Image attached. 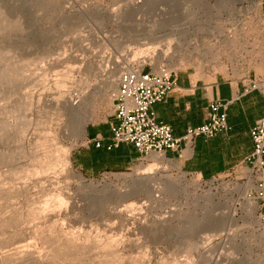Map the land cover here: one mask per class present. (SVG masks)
Instances as JSON below:
<instances>
[{
    "label": "rangeland",
    "instance_id": "1",
    "mask_svg": "<svg viewBox=\"0 0 264 264\" xmlns=\"http://www.w3.org/2000/svg\"><path fill=\"white\" fill-rule=\"evenodd\" d=\"M14 1L16 0H5L0 3V8L5 11L9 19L12 22L18 21L17 26L10 27L5 31L0 30V53L2 54L0 55L2 57V61L0 57V65L4 64L2 62H6V64L9 62L14 66L28 64L27 75L23 76H27V78L22 77L23 80L18 81V83L17 81L14 82L16 85L10 82V85L8 83L6 86V83L1 82L3 85L0 86L2 93L0 94V113L3 112L4 114H0V125L1 119L7 118L8 120H5V122H9L7 126L11 127L12 125L13 128L15 126L20 132V125L25 123L26 128L23 127V124L22 127L25 130L21 127V131L24 133L18 134L21 137L16 134L18 131L15 128L10 130L9 127L6 132L16 130V133L15 131L2 133L4 130H0V136L2 137L3 134L4 138L6 137L5 142H2L3 138L0 137V154L4 157V159L1 158L3 159L2 162L0 161V165L4 163L0 166V192L5 196L7 190L22 189V187H26L28 192L26 191V194L21 193V195L17 194L10 201L6 196L7 201L3 200L4 196L0 195L3 197V199L0 198L2 199L0 200V222L3 219V214L6 218L16 209L25 215L29 210H41L40 208L43 207L46 209V203L48 208L39 218L33 221L29 220L30 223L24 221L25 224L23 222L20 229L11 228V231L10 228L9 230L8 228L0 229V264H42L44 259L45 261L51 260L53 257L56 258L54 262L57 264H95L94 262L100 264L104 260L111 259L112 256H109L111 254L116 255V253L119 256L111 264H119L118 260L120 264H201L202 252L191 255V252L187 253L185 246L187 240L196 242L204 236L205 228L203 225L195 229L188 226V223L198 220L200 216L185 215L184 217L183 215L181 219L175 216L174 218L172 216L174 211L172 212V210H176L174 208L176 203L170 200H167V204L160 205V207L143 206L139 210L137 209V206L140 205L138 203L139 197H132L127 203L120 205L119 198L115 196L116 188L123 192L125 183L141 176L140 172L143 171L142 173H144L143 168L151 164L149 157L112 170L108 168L99 171L98 169L93 173L84 171L80 164V156L88 151L85 144V133L80 134L78 127V129L73 130L72 126L78 125L77 122L73 121L72 124L70 115L61 113L51 104L60 93H66L69 101L75 107L77 115L83 118L85 131H87L92 126L96 128L109 127L108 123L115 122L114 106L117 104L115 99L118 91V78L125 69L131 67L145 64L146 67L150 66L153 69L166 68L174 75L180 71H186L195 74L196 77H212L224 74L238 76L249 70L262 73L261 64H264V13L262 4L264 0H154L146 8L141 7L139 9L131 6L134 4L133 2L139 0H17L21 6L18 9L12 8ZM139 4L143 5L142 0ZM154 36L158 42L169 37L176 38V41L174 39V42H171L172 48L170 46L167 57L164 56L166 48H163L162 53L163 42L160 47L157 41L150 43ZM184 38L186 41L183 43ZM178 40L180 43L182 42V48L179 47ZM186 42L190 43L189 47ZM152 44H154V49L156 48L155 55ZM144 45L153 50L151 58V51H148L149 55L144 52L140 53V56L139 48L143 50ZM136 49L138 50L136 51ZM211 51L212 54H210ZM173 54H175L174 57ZM145 55L149 57L147 58ZM83 57H86V61L85 59L84 61L89 62L92 68L85 67L86 70L84 68V71L83 69L78 71L72 67V75L71 65L79 68L75 59ZM41 58H43L42 62ZM72 58L74 60H71ZM74 61L75 63H73ZM53 63L55 64L53 65ZM97 66H101L103 72L95 79L96 71L94 70ZM79 70L81 69L79 68ZM77 81H79L78 84L81 81L80 86L76 84ZM56 82L59 85L62 84L64 88L57 90ZM83 82L85 85L90 83V86L84 87ZM81 92L85 93L84 96ZM21 95L24 97L21 98ZM25 97L26 102L21 103ZM27 100L29 101L27 102ZM19 103L28 106L26 109L22 107L23 110L18 112ZM14 105L15 111L13 110L15 109L13 108ZM9 108L10 112L8 111ZM6 114L7 116H4ZM18 115L22 118L20 119ZM13 117H16L17 121ZM14 121L16 122L14 123ZM18 125L19 127H17ZM2 127L5 128L4 125ZM15 134L18 136V138L16 137L17 140L14 139ZM40 134L46 137L44 149L34 147V143L38 140L45 139ZM11 136L12 138L7 140V137L10 138ZM40 137L41 139H39ZM22 147H25L24 151ZM62 148L68 151V162L72 168L70 171L75 176L83 177L86 184H92L96 188L85 198L81 195L82 193L81 196L75 195L76 205H73L72 200L63 195L66 201L61 207L56 206V208L55 205H52L54 204L52 193L58 194L60 190H57V187L61 188L66 183L70 191H75L76 188L71 184L72 181L65 180L64 175L61 178L63 184L55 186L53 192L48 194V192H42L35 185L38 177H35L36 174H31L33 171L35 173L36 169L34 170V168L37 167L36 157L44 158L45 149L50 150L52 156L55 154L54 159H56L57 154L63 158L64 151L61 150ZM51 149L56 153H52ZM4 150H10L13 161L8 158L10 157L9 152ZM18 151L19 156L17 154L16 156L14 153ZM21 151L23 155L20 153ZM32 152H37V154ZM13 155L16 156L15 159ZM161 161L163 170L159 172L160 175L184 176L188 183L197 181L201 190H211L225 200L229 197V193L233 192L232 190L246 185L249 178L247 169L240 168L212 180H206L201 179L196 174L184 173L173 160L162 158ZM58 166L64 168V164ZM234 195L238 197V193H234ZM246 201L251 203L254 208L249 213L239 212L237 218L244 216L247 223L243 225L242 220L237 221L236 228H234L235 226L232 227L231 232H229L230 238L226 240V236L222 235L214 239L204 249L209 251L208 253L211 255L214 253L215 260L218 253L224 252L225 254L229 253V255L232 253V257L237 255L238 258H244L245 256L250 264L254 262V264H264V236L261 235L262 232L264 233V227L260 222L255 203L248 197V191L246 192ZM131 203L137 204L132 209L133 211L126 209L122 213L123 217L116 215L115 210H123L125 205ZM170 203L171 205L174 204L171 206ZM130 214H133V222L127 220V216ZM130 223L131 225H129ZM132 223L135 225L132 226ZM145 224L149 227L147 230H135L136 226H144ZM66 236L72 240L79 239V241L74 240L75 243L82 244L83 242L84 253L77 252L76 254L73 253L76 252L74 249L68 250L72 247H60ZM51 238H56L55 247L59 245L58 248L63 250L58 252V248L56 249L51 244ZM22 240L27 244H24V241L21 244L27 245L26 249L29 248L30 255L32 253L30 257L34 258H25L26 261L15 260L16 258L13 257L9 260L4 258L6 255H13L15 247ZM59 240L62 242L59 243ZM6 241L8 242L6 243ZM104 242L108 245L111 243L107 250L108 245L104 246ZM103 248L106 253L103 252ZM102 256L104 257L102 258ZM223 263L226 262L222 261L220 264ZM50 264L54 263L50 262Z\"/></svg>",
    "mask_w": 264,
    "mask_h": 264
},
{
    "label": "bare ground",
    "instance_id": "2",
    "mask_svg": "<svg viewBox=\"0 0 264 264\" xmlns=\"http://www.w3.org/2000/svg\"><path fill=\"white\" fill-rule=\"evenodd\" d=\"M5 0H0V3H3ZM152 2H154V0L152 1V0H142V3H143V5L141 4H139L140 3V0L139 1H137V2H133L134 4H132L131 6H132V8H137V9H139V8H141V7H143V8H146L147 6H149V5H151L150 3H152ZM13 4H14V6L12 7V8H14V9H18V8H20L21 6H20V4H18V1L16 0V1H14V2H12ZM1 7V6H0ZM12 18V17H11ZM18 20V19H17ZM18 25V21H14V22H12L10 19H9V17L7 16V14H5V11L2 9V8H0V30H2V31H5L6 29H8V28H10V27H14V26H17ZM174 39H175V41H176V38L174 37ZM173 39V37L171 38V37H169V38H166V39H162V40H160V42H158L157 41V39L155 38V36L154 37H152V40H151V38H150V43L151 42H153V43H156V41L158 42V46L160 47V45H161V43L163 42L164 44H162V53H163V48H166L165 50H164V56H166L167 57V55L169 54H167V52L169 51L170 52V50H169V48H170V46H171V42L174 40ZM186 40H185V38H184V41H183V43L185 42ZM174 42V41H173ZM187 43V42H186ZM178 44L180 45H178L180 48H182L181 46L183 45L182 44V42L180 43V41L178 40ZM188 44V47H189V44L190 43H187ZM146 45H148V44H146ZM153 45V46H152ZM151 46L153 47V49H154V44H152ZM150 46V45H149ZM156 46V45H155ZM157 46V47H158ZM141 47V46H140ZM138 48V47H137ZM150 47H148L147 46V48L145 47V45H144V47L142 48L143 50H141L140 48H139V54L140 53H144V52H146V54L147 55H149L150 53V51H151V53H152V55L150 54V58H151V56H153V52H154V55H155V49H154V51L153 50H150L149 49ZM171 48H172V46H171ZM147 49V50H146ZM157 49H160V48H157ZM138 49H136V51H137ZM149 51V52H148ZM153 51V52H152ZM161 51V50H160ZM135 52V51H134ZM138 52H137V54H138ZM149 53V54H148ZM134 54V53H133ZM161 54V53H160ZM172 54V53H171ZM209 54V53H208ZM210 54H212V51L210 52ZM0 55H2L1 53H0ZM48 55V54H47ZM81 55V54H80ZM80 55H77L78 57L80 56ZM143 55V54H142ZM147 55H145L146 57H147ZM174 55L175 54H173V57H174ZM206 55V54H205ZM215 55V54H214ZM44 56V55H43ZM74 56H76V55H74ZM76 56V57H77ZM83 56H84V54H83ZM134 56H135V54H134ZM139 56V55H138ZM140 56H141V54H140ZM1 57V56H0ZM42 57V56H41ZM82 57V56H81ZM149 57V56H148ZM147 57V58H148ZM207 57V56H206ZM74 58V57H73ZM71 59V60H74V59ZM86 58V57H85ZM84 57L83 58H80V59H75V61L79 64V68L81 69V70H79V68H76V67H78V66H76V67H74V66H72L71 65V74L73 75V69H72V67L74 68V70L75 69H78V71H82V69H83V71H84V68L86 67V68H92V67H90L91 65H90V63L88 64L87 62H85L86 61V59H85ZM94 58V57H93ZM218 58V57H217ZM216 58V59H217ZM42 59L43 58H41V62H42ZM46 59V58H45ZM84 59H85V61H84ZM90 59V58H89ZM88 59V60H89ZM97 59V58H96ZM232 59V58H231ZM3 60H4V58H3ZM87 60V61H88ZM99 60V59H98ZM1 61H2V57H1ZM1 61H0V64H1ZM39 61V60H38ZM75 61L73 62V63H75ZM56 62V61H55ZM5 65H4V64ZM38 63V62H37ZM40 63V62H39ZM72 63V64H73ZM94 63V62H93ZM2 66L0 67V86H1V84L3 85V83H6L5 85L7 86L8 85V83H9V85H10V82H12L13 83V85L15 84L14 82H16L17 81V83H18V81H20V80H23L22 79V77L24 76V75H27V73H26V68L28 69V64H20V65H17V66H14V64H12L11 65V63H9V62H7V64H6V62H2ZM55 63H53V65H54ZM88 64V65H87ZM97 64V63H96ZM80 65H81V67H80ZM102 65V64H101ZM86 68H85V70H86ZM94 69V68H93ZM77 71V72H78ZM94 71H96L95 72V79H96V77H98V76H100V73L101 72H103L102 70H101V66H97V68L94 70ZM26 74H25V73ZM87 72V71H86ZM80 73V72H79ZM83 73V72H82ZM64 74V73H63ZM80 75V74H79ZM66 76V75H65ZM65 76H64V78H65ZM102 76V75H101ZM23 78H27V76L26 77H23ZM42 79V78H41ZM73 80V79H72ZM75 81V80H74ZM85 81V80H84ZM90 81H91V79H90ZM1 82H3V83H1ZM78 82L79 81H77V85L78 86H80V83H81V81H80V83L78 84ZM57 83V82H56ZM84 83V85H85V82H83ZM86 83H88L87 81H86ZM92 83V82H91ZM61 84V83H60ZM16 85V84H15ZM55 85H57L56 86V88H57V90H59V89H62V87H63V85L61 84V85H59L58 83L57 84H55ZM74 85V84H73ZM83 85V84H82ZM94 85V84H93ZM86 86H90V83H89V85H85L84 87H86ZM96 86V85H95ZM12 87V86H11ZM61 87V88H60ZM6 88V87H5ZM8 88H10V87H8ZM59 88V89H58ZM64 88V87H63ZM0 89H1V87H0ZM80 89H81V87H80ZM79 89V90H80ZM83 89V88H82ZM85 89V88H84ZM3 91H4V88H3ZM82 91V90H81ZM82 93V92H81ZM0 94H2L1 93V91H0ZM85 94V93H84ZM84 94L82 93V95L84 96ZM23 95V94H22ZM21 95V98H23L24 96H22ZM28 96V95H27ZM28 98V97H27ZM85 99V98H84ZM86 99H87V97H86ZM19 100V99H18ZM24 100V101H23ZM23 100H21V101H19V102H21V103H24V102H26V97L23 99ZM29 100H27V102H28ZM31 101V100H30ZM83 101V100H82ZM28 104H30V103H28ZM21 106V109H19L20 108V106ZM23 105V106H22ZM18 104V112H19V110L21 111V110H23V108L22 107H24V109H26V107L28 106L27 104ZM16 106H17V104H16ZM51 106L53 107V108H55L56 110H58V111H61V113L62 112H64L66 115H70L71 116V121H72V124H73V121L74 122H77L76 124H78V125H73L71 128L74 130L75 128H79V133L80 134H84L85 133V122L83 121V118L80 116L79 117V115H77V111H76V109H75V107L73 106V104L69 101V99H68V95L66 94V93H60L59 95H58V98L51 104ZM11 108V107H10ZM10 108H9V112H10ZM13 108H15V105L13 106ZM4 110V109H3ZM6 110V109H5ZM14 111L16 110V108L15 109H13ZM2 111V110H1ZM76 111V112H75ZM3 113V112H2ZM2 113H0L1 115H2ZM6 113H7V111H6ZM15 113H17V112H15ZM14 113V114H15ZM4 114V113H3ZM11 115V114H10ZM13 115V114H12ZM17 115V114H16ZM19 115H20V113H19ZM18 115V116H19ZM4 116H7V114L6 115H4ZM9 117V116H8ZM20 117V119L22 118V116H19ZM19 117H18V119H19ZM10 118H12V117H10ZM15 118V120L17 121V118L16 117H13V119ZM75 118H77V121H75ZM7 119V118H6ZM5 119V120H6ZM2 120V122H1V125H0V130L2 129V131L4 130V132H2V133H9V132H12V131H9V132H6V131H8L9 130V127L10 126H7V125H9V122L8 121H6L5 122V120L4 119H1ZM8 120V119H7ZM10 121V120H9ZM16 121H14V123L16 122ZM8 122V124H6ZM19 122H20V120H19ZM18 122V123H19ZM23 122V121H22ZM22 122H21V124H22ZM12 123V122H11ZM11 123H10V125H11ZM14 123H13V125H14ZM24 124V125H23ZM22 125H23V127L25 126V123H23ZM27 124V123H26ZM4 125V127L7 129H3V126ZM6 125V126H5ZM20 125V124H19ZM19 125L17 126V127H19ZM22 125H20V132H22L21 131V127H22ZM52 126V125H51ZM50 126V127H51ZM22 127V128H23ZM13 128V126L11 125V127H10V130ZM14 128L16 129V127L14 126ZM13 128V129H14ZM25 128H26V126H25ZM77 128V129H78ZM12 129V130H13ZM18 129V128H17ZM16 129V130H17ZM16 130H14L15 131V133H16ZM23 130H25L24 128H23ZM13 131V132H14ZM18 132L16 133L17 135L18 134H20V132H19V130H17ZM76 131V130H75ZM74 131V132H75ZM78 131V130H77ZM12 132V133H13ZM1 133V134H2ZM22 133H24V131L22 132ZM21 133V134H22ZM42 133V132H41ZM47 133V132H46ZM78 133V134H79ZM16 134H15V138L14 139H16V137L18 138V136H20L21 137V135H18V136H16ZM45 134V133H44ZM77 134V133H76ZM9 135V134H8ZM11 135V134H10ZM5 136H7V135H5ZM13 136V135H12ZM12 136L10 137V138H8L7 137V140L8 139H11L12 138ZM40 136H42L41 134H40ZM51 136V135H50ZM80 136V135H79ZM1 137V136H0ZM42 137H45V136H42ZM1 138H3V140H2V142L4 141V139L6 138H4V135L2 134V137ZM39 139H41V137L39 138ZM49 139H50V137H49ZM6 140V141H7ZM17 140V139H16ZM44 140V142H41V141H43ZM43 140H38V141H40V142H36V143H34L35 145H34V147L35 148H43L44 149V146L46 147V137H45V139H43ZM0 142H1V140H0ZM5 142V141H4ZM48 142V141H47ZM50 142V141H49ZM32 143H33V141H32ZM31 143V144H32ZM51 144V143H50ZM28 145H30V144H28ZM33 145V144H32ZM0 146H1V144H0ZM22 145L20 144V147H21ZM19 147V146H18ZM29 147V146H28ZM32 147V146H31ZM48 147V146H47ZM23 148V147H22ZM22 148H21V150H22ZM50 149V148H49ZM48 149V150H49ZM16 150V149H15ZM17 150H18V148H17ZM25 150V147L23 148V151ZM37 150V149H36ZM39 150V149H38ZM42 150V149H41ZM57 150V149H56ZM60 150V149H59ZM61 150H63V148L61 149ZM5 151V150H4ZM8 151V150H7ZM7 151H5V152H7ZM10 151V150H9ZM8 151V152H9ZM14 151V150H13ZM50 151V150H49ZM49 151H47V149H45V151H44V158H39V157H36L37 158V162H36V165H37V167L36 168H34V170H35V173H34V171H33V173L31 172V170H30V172L32 173H30L31 175H35V177H38L37 179V181L35 182V185H37L39 188H40V190L42 191V192H48V194H51V192H53V190L55 189V186H57V185H60L62 182V177L65 175V177H64V179L65 180H71L72 182H71V184L72 185H74L75 186V188H76V190L75 191H70V189L68 188V184L66 183L64 186H62L61 188H59V186L57 187V190H60V192L57 194H54V193H52V198L54 199V204H52V205H55V207L57 206V207H61V205H63L64 204V201H66V199H65V197L63 196V195H65V196H67V198L68 199H71L72 200V202H73V205L75 204L76 205V201H75V195H80L81 193V195L82 196H84V198H85V196H89V194H90V192H92L93 190H95L94 188H96L95 186H93L92 184H86L85 183V181H84V179H83V177H81V176H75L70 170L72 169L71 168V166H70V164H69V162H68V151H67V149H65V150H63L64 152V154H63V158L62 157H60L58 154H57V157H60V158H58L57 159V157H56V159H54V156H56L55 154L52 156V154L49 152ZM3 152V151H2ZM12 152V151H11ZM30 152V151H29ZM39 152V151H38ZM42 152H43V150H42ZM51 152L52 153H56L55 151L53 152V149H51ZM58 152H60V151H58ZM57 152V153H58ZM13 153V152H12ZM21 154H22V151L20 152ZM32 153H35V152H32ZM2 154H4V152L2 153ZM8 154H10V152L8 153ZM15 155L17 154H19V151L17 152V153H14ZM25 154V153H24ZM35 154H37V152L35 153ZM42 154V155H43ZM16 155V156H17ZM23 155V154H22ZM29 155H31V153H29ZM7 156V155H6ZM5 156V159L7 158ZM10 157H8V158H12V156H11V154L9 155ZM15 156V157H16ZM19 156V155H18ZM33 156H34V154H33ZM3 157V155L1 156V154H0V159ZM13 157H14V155H13ZM15 157H14V159H15ZM25 157H26V155H25ZM18 158H20V157H18ZM28 158V157H27ZM62 158V159H61ZM163 158V157H162ZM162 158H161V156H159V155H157V154H152V155H150L149 156V162L151 163L149 166L147 165V167L145 168H143L144 169V173H142V172H140L141 174V176H138L137 178H135V180H133V181H130V182H127V183H125L124 185V187H125V190L122 192H120L119 191V189H115V191H114V193H115V196L116 197H118L119 198V202H120V205L121 204H123L124 205V203H127L128 201H129V199L130 198H132V197H139V200H138V203H140V205L139 206H137V204L136 203H131V204H129V205H125L124 206V209L123 210H115V212H116V215H118V216H120L121 217V215H122V213H123V211H126V209L127 210H132L134 207H136L137 206V209H142V207L144 206H147V207H160V205L162 206V205H164V204H167V200L169 201H173V202H175L176 204H174V208H176V210L175 209H171L172 210V212H173V215H172V212H171V215L174 217H176V218H178V219H181L182 217L181 216H183L184 215V217H185V215H190V217L191 216H200V218L198 219V220H196V221H192V222H190V223H188V226L190 227V228H197L198 226H200V225H203L202 227L203 228H205V233H204V236L202 237V238H200V241H196V242H194V241H188L187 240V242H186V244H185V246H186V251H187V253H190L191 252V255H195V253L197 254V253H200V251L202 252L201 254H202V262H201V264H204V263H209V264H220V263H222V261H224V262H226L225 264H247L248 263V261L246 260L247 259V257H245L244 256V258H238L237 257V255L236 256H234V257H232L233 255H232V253H230L231 255H229V253L228 254H225L224 252H220V253H218V257L216 258V260H215V258L213 257V255H214V253L211 255V254H209L207 251H205L204 249L206 248V246L207 245H209L214 239H216V238H218V237H220V236H226V240L228 239V238H230V234H229V232H231L230 230L232 229V227H234L235 225H236V223H237V221H240V220H242L243 221V225H245L246 223H247V221H246V217H244V216H241L239 219L237 218V215L239 214V212H246V213H249L253 208H254V206L251 204V203H249V202H247L246 201V192L247 191H249L250 189H253V181H252V179H251V177H250V175H249V178H248V182H247V184L246 185H244V186H242V187H240L239 189H236L235 188V190H232L233 192H231V193H229V197H227L226 198V200L224 199V198H221V197H219V195L218 194H216V193H214V192H212L211 190H208V191H203V190H201V188H200V185L198 184V182L197 181H193L192 183H188V181L185 179V177L184 176H171V175H160L159 174V172L161 171V170H163V163H162ZM3 159H4V157H3ZM3 159H1L0 161L2 162V160ZM26 159V158H25ZM35 159V158H34ZM8 160V159H7ZM7 160H6V162H7ZM11 161H13L12 159H11ZM5 162V161H4ZM35 162V161H34ZM2 164H4V163H1V165ZM61 165V164H64V168H62L61 166H58V165ZM0 165V166H1ZM31 165H33V164H31ZM35 166V165H34ZM32 168H33V166H32ZM29 171V170H28ZM28 171H27V174H26V172H25V174L27 175V177L29 176V174H28ZM43 182H44V185H43ZM65 182V181H64ZM34 183V182H33ZM63 184V183H62ZM61 186V185H60ZM71 186V185H70ZM107 186V185H106ZM30 187H31V185H30ZM35 187V186H34ZM16 189V188H15ZM123 189V188H122ZM2 190V189H1ZM102 190V189H101ZM120 190H121V188H120ZM28 192V190L26 189V187H22V189H17V190H11L10 189V191H8L7 190V193H6V198L8 199V201H10V199L11 198H13L14 196H16L17 194H20L21 195V193H27ZM62 191V192H61ZM100 191V190H99ZM106 192H107V190H106ZM113 192V191H112ZM2 192H0V195H2V196H4V194L2 193ZM234 193H238V197H236L235 195H234ZM80 195V196H81ZM1 196V197H2ZM5 196H4V199H3V197H2V199L3 200H6L5 199ZM0 197V198H1ZM107 197V196H106ZM234 197H236V198H234ZM2 199H0V200H2ZM65 199V200H64ZM7 201V200H6ZM147 204V205H146ZM172 204V205H173ZM45 205V204H44ZM51 205V206H52ZM122 205V206H123ZM169 205H171V203L169 204ZM171 205V206H172ZM4 206V205H3ZM47 206V207H46ZM56 207V208H57ZM2 208V207H1ZM45 208L46 209H44V207L43 208H40L41 210H39V209H37V208H35V209H37V210H29V211H27L26 212V214L24 215V214H22L20 211H19V209H16V210H13L12 211V213L10 214V215H6L7 217L6 218H4V214H3V219H2V221L0 222V229L1 228H8V230H9V228H10V231H11V228H16V229H20V225L24 222V221H29V220H31V221H33L34 219H36V218H39L40 216H42V213H44L45 211H47V208H48V205H47V203H46V205H45ZM30 209V208H29ZM32 209V208H31ZM44 209V210H43ZM51 209V208H50ZM43 210V211H42ZM72 210V209H71ZM130 210V211H131ZM136 210V209H135ZM134 210V211H135ZM22 211V210H21ZM53 211V210H52ZM133 211V210H132ZM3 212V211H2ZM73 212V211H72ZM216 212H218V213H216ZM132 213V212H131ZM46 214V213H45ZM49 214V213H48ZM241 214H243V213H241ZM52 215V214H51ZM115 215V216H116ZM125 215V214H124ZM133 214L131 215H128L127 217H128V222H129V220H131L132 222L134 221V219H133ZM45 217V216H44ZM119 217V218H120ZM122 217H123V215H122ZM174 217V218H175ZM184 217H183V219H184ZM1 218V217H0ZM124 219V218H123ZM122 220V219H121ZM31 221H29V222H26V223H30ZM134 223H137V222H134ZM134 223H132V226L133 225H135ZM240 223V222H239ZM23 224H25V222L23 223ZM144 224V223H143ZM142 224V225H143ZM129 225H131V223L129 224ZM161 226H163V225H161ZM25 227V226H24ZM160 227V226H159ZM149 227L145 224L144 226H136V228H135V230L137 229H139V230H147ZM234 228H236V226L234 227ZM233 228V229H234ZM240 228H241V226H240ZM152 230V229H151ZM187 230V229H186ZM4 231H5V229H4ZM20 231V230H19ZM23 231V230H22ZM179 231V230H178ZM38 232V231H37ZM20 233V232H19ZM13 236H14V233L12 234ZM17 235V234H16ZM19 235V234H18ZM42 235V234H41ZM57 235V234H56ZM60 235V234H59ZM64 235V234H63ZM62 235V236H63ZM261 235L262 236H264V233L262 232L261 233ZM21 236V235H20ZM74 236V235H73ZM41 237V236H40ZM52 237V236H51ZM9 238V237H8ZM48 238V237H47ZM64 238H66L64 241L62 240L63 239V237H62V241H63V243H61L62 245H60V247L61 246H64V247H72V249L71 248H69L68 250H73L74 249V251H76V252H73V253H76L77 254V252L79 253L80 252V254H81V252L82 253H84L83 251H84V249H85V247L84 246H82V244H83V242H82V244L80 243V244H78V243H75V241L77 240H72L71 238H67V236L66 237H64ZM73 238V237H72ZM74 238H75V236H74ZM80 238V237H79ZM85 238V237H84ZM14 240V239H13ZM12 240V241H13ZM41 240V239H40ZM51 240V244H53V246L55 247V245L54 244H56V243H54V242H56L57 241V239L55 238H51L50 239ZM49 240V241H50ZM55 240V241H54ZM86 240H87V238H86ZM10 241V240H9ZM24 240H22V241H20V242H18V243H22ZM49 241H48V243H49ZM62 241H60L59 240V243L60 242H62ZM77 241H79V239L77 240ZM108 241V240H107ZM8 241H6V243H7ZM45 242H46V244H47V241H46V239H45ZM88 242H89V240H88ZM100 242V241H99ZM110 242V241H109ZM105 244H103L104 246L106 245H108V243L106 244V242H104ZM18 245V246H16L15 248V253L13 254V255H6V254H4V255H6L4 258H8L7 260H9V258L11 259L12 257L13 258H16L15 260H25V258H29L31 255H32V253H31V255H30V253H29V248L28 249H26L27 248V245H24V244H27V243H25V241H24V244H21V245ZM50 244V245H51ZM92 244H93V242H92ZM111 243H109V245L106 247V250H107V248L109 247L110 248V245ZM224 244V243H223ZM6 245V244H5ZM90 245V244H89ZM98 245H100V244H98ZM7 246V245H6ZM52 246V245H51ZM58 246L59 245H57V247H55L56 249L58 248ZM224 246V245H223ZM60 247L57 249V251L58 252H60V250H63V249H60ZM74 247V248H73ZM88 247V246H87ZM87 247H86V249H87ZM92 247H93V245H92ZM208 247V246H207ZM220 247V246H219ZM48 248V247H47ZM46 248V249H47ZM66 248V249H67ZM76 248V249H75ZM89 248V247H88ZM222 248H224V247H222ZM65 249V248H64ZM89 249H91V248H89ZM184 249V250H185ZM196 249V250H195ZM31 250V249H30ZM102 250V249H101ZM195 250V251H194ZM223 250V249H222ZM222 250H220V251H222ZM235 250V249H234ZM237 250V249H236ZM32 251V250H31ZM52 251V250H51ZM65 251H67V250H65ZM100 251V250H99ZM114 251V250H113ZM113 251H112V253H113ZM192 251H194L193 253L194 254H192ZM33 252V251H32ZM91 252V251H90ZM101 252V251H100ZM103 252H105V250H104V248H103ZM211 252V251H210ZM245 252V251H244ZM35 253V252H34ZM55 253V252H54ZM70 253V252H69ZM92 253V252H91ZM96 253V252H95ZM106 253V252H105ZM108 253V255H109V252H107ZM115 253V252H114ZM224 253V254H223ZM8 254V253H7ZM45 254V253H44ZM71 254V253H70ZM76 254H75V256H76ZM94 254V253H93ZM250 254V253H249ZM248 254V255H249ZM3 255V256H4ZM60 255H62V254H60ZM85 255V254H84ZM96 255H97V253H96ZM96 255H94V256H96ZM107 255V256H108ZM114 255V254H113ZM112 254L109 256V257H111L112 256V258L111 259H109V260H104V262L102 263H100V264H111V263H113V262H115L116 261V258H118V256L119 255H117V253H116V255H117V257H115L116 255H114L113 256ZM190 255V254H189ZM190 255V256H191ZM54 256H55V254H54ZM68 256V255H67ZM88 256V255H87ZM100 256H101V254H100ZM36 257V256H35ZM44 257V256H43ZM51 257V256H50ZM93 257V256H92ZM98 257V256H97ZM104 256H102V258H103ZM115 257V258H114ZM30 258H34V257H30ZM38 258V257H37ZM41 258V257H40ZM39 258V259H40ZM90 258V257H89ZM101 258V257H100ZM121 258V257H120ZM248 258H249V256H248ZM56 258H52L51 260H49V259H47L46 261H45V259H44V264H50V262H53L54 264L56 263V262H54V260H55ZM68 259H71V258H68ZM77 259V258H76ZM86 259H87V257H86ZM85 259V260H86ZM96 259V258H95ZM106 259H107V257H106ZM124 259V258H123ZM131 259H132V257H131ZM143 259V258H142ZM28 260V259H27ZM81 260V259H80ZM84 260V258L82 259V261ZM91 260V259H90ZM93 260V262H94V259H92ZM97 260V259H96ZM133 260V259H132ZM13 261V260H12ZM26 261V260H25ZM33 261H34V259H33ZM38 261V260H37ZM36 261V262H37ZM58 261V260H57ZM102 261H103V259H102ZM121 261V260H120ZM129 261V260H128ZM9 262H11V261H9ZM23 262V261H22ZM21 262V263H22ZM39 262V261H38ZM74 262V261H73ZM81 262V261H80ZM98 262V261H97ZM119 264H120V262H119V260L117 261ZM130 262H132V261H130ZM204 262V263H203ZM20 263V262H19ZM24 263V262H23ZM31 263V262H30ZM42 263V264H43ZM95 264H98V263H96V262H94ZM255 263V262H254ZM253 263V264H254ZM5 264V263H4ZM36 264V263H35ZM39 264V263H38ZM57 264V263H56ZM64 264V263H63ZM71 264V263H70ZM75 264V263H74ZM83 264V263H82ZM224 264V263H223ZM248 264H250V263H248ZM252 264V263H251Z\"/></svg>",
    "mask_w": 264,
    "mask_h": 264
},
{
    "label": "crops",
    "instance_id": "3",
    "mask_svg": "<svg viewBox=\"0 0 264 264\" xmlns=\"http://www.w3.org/2000/svg\"><path fill=\"white\" fill-rule=\"evenodd\" d=\"M262 6L264 13V3ZM173 78L178 89L151 108L158 123L169 125L173 136L181 138L187 128L207 121L211 103L229 102L226 114L231 130L210 139L197 138L190 146L181 142L177 150L166 151V157L175 161L184 173L196 174L206 180L245 169L252 152L249 131L257 120L264 117V94L250 90L247 80L263 81L264 77L249 70L244 79L227 74L196 77L186 71L176 73ZM262 88L264 90V84ZM85 136L88 151L80 156V164L86 172L112 170L140 161V155L131 145L110 147L112 134L109 127H89ZM96 142L100 143L99 147H96Z\"/></svg>",
    "mask_w": 264,
    "mask_h": 264
},
{
    "label": "built area",
    "instance_id": "4",
    "mask_svg": "<svg viewBox=\"0 0 264 264\" xmlns=\"http://www.w3.org/2000/svg\"><path fill=\"white\" fill-rule=\"evenodd\" d=\"M260 66V65H259ZM260 73L264 77V64ZM149 68V69H147ZM147 69V70H146ZM244 72L238 76L245 77ZM233 75V74H232ZM174 74L166 68L136 66L125 69L118 78V91L114 106V120L109 123L112 134L110 147L131 145L140 155V160L157 154L167 160L166 151H175L181 142L192 145L197 138L210 139L218 133H227L231 127L226 110L229 102H213L208 108L207 121L197 127L187 128L181 138H175L169 125L158 123L151 110L155 103L165 101L178 89ZM250 90L264 94L263 81L247 80ZM252 152L247 158V169L253 181L248 197L255 203L260 222L264 227V117L257 120L249 131ZM100 146L99 142L95 143Z\"/></svg>",
    "mask_w": 264,
    "mask_h": 264
}]
</instances>
